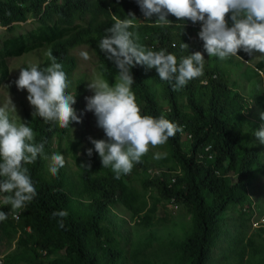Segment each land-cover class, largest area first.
<instances>
[{
  "label": "trees",
  "instance_id": "trees-1",
  "mask_svg": "<svg viewBox=\"0 0 264 264\" xmlns=\"http://www.w3.org/2000/svg\"><path fill=\"white\" fill-rule=\"evenodd\" d=\"M130 12L137 18L130 30L140 45L153 51L164 49L178 62L199 51L205 63L204 74L179 91L160 80L155 69L136 66L131 70L141 115H163L183 131L162 145L167 155L142 157L130 174L115 179L110 168H102L94 150L89 157L81 141L71 139L75 122L65 128L33 120L28 93L17 89L8 60L37 53L42 58L38 66L45 68L52 62L51 52L67 74V92L76 95L77 113L87 78L75 74L78 60L73 51L89 47L101 77L114 84L117 69L97 44L116 17ZM30 17L36 19L37 27L15 34V26ZM167 19L171 22L167 26L155 25V18L144 21L135 0H0V26L7 28L0 38V85L8 83L18 95L21 121L30 123L35 142L44 144L45 154L61 153L66 161L55 176L47 171L48 161L43 158L27 165L37 196L19 210V220L13 218L10 205L0 206L8 214L0 222V244L7 243L2 264H206L226 233L229 206L246 209L251 177L257 168H264V151L252 142L264 113V58L246 65L251 56L242 50L237 53L241 58L208 57L203 41L195 35L199 22L180 21L171 14ZM226 19L231 26L230 18ZM239 82L245 91L241 92ZM150 169L158 175L142 180L144 190L133 186L134 176ZM149 190L157 196L148 197ZM162 200L186 207L190 220L161 225L157 214ZM118 205L131 222L124 233L111 220ZM59 210L68 213L63 228L51 216ZM260 231L264 233V228ZM233 244L236 264H264L263 237L245 240L239 236ZM163 250L171 257L163 259L157 253ZM55 252L61 256L49 260Z\"/></svg>",
  "mask_w": 264,
  "mask_h": 264
},
{
  "label": "clouds",
  "instance_id": "clouds-1",
  "mask_svg": "<svg viewBox=\"0 0 264 264\" xmlns=\"http://www.w3.org/2000/svg\"><path fill=\"white\" fill-rule=\"evenodd\" d=\"M144 21H153L157 26H167L171 22L169 14L180 21L200 23L198 38L203 41V49L208 57L226 60L238 57L239 51L249 56L259 53L264 57V0H135ZM230 14V16H229ZM231 20L229 26L228 19ZM137 20L134 13L124 18L116 17L111 27L97 44L108 61H111L117 75L114 84L100 79L88 82L92 95L85 97V111L94 115L97 128L104 133V139L89 142L93 148L87 149L92 156L98 154L102 168H110L115 179L130 174L134 164L151 148L164 145L183 129L166 119L141 115L132 91L135 80L132 69L136 66L155 69L162 81H167L174 91L184 88L190 81L204 74V55L197 51L186 57H177L166 50L153 51L140 45L135 33L130 29ZM183 48L188 45L182 43ZM51 63L45 68L31 66L21 68L14 82L18 90H26L27 101L33 108V120L40 118L55 122L60 127L71 123H81L73 105L76 95L67 92L70 86L63 65L56 62L51 52ZM85 59L88 53L81 54ZM16 112L11 102L0 106V197L5 205H10L19 219V210L26 208L37 196L27 165L38 158L48 161L47 171L55 176L66 164L61 153L47 155L44 144L35 142V133L30 123H17L9 113ZM264 121V113H260ZM253 136L264 144V124L253 132ZM154 158L159 159V154ZM68 213L64 210L51 213L61 228ZM8 219V214L0 211V222Z\"/></svg>",
  "mask_w": 264,
  "mask_h": 264
},
{
  "label": "rangeland",
  "instance_id": "rangeland-1",
  "mask_svg": "<svg viewBox=\"0 0 264 264\" xmlns=\"http://www.w3.org/2000/svg\"><path fill=\"white\" fill-rule=\"evenodd\" d=\"M37 27L36 19L34 17H30L26 23H21L15 26V34H26ZM200 31V27L196 30L195 35L198 36V32ZM7 33V28H3L0 26V38ZM0 47H1V39H0ZM87 52L88 58L85 59L81 54ZM76 59L78 60V66L75 70V74H83L86 75L87 78V90L83 94L82 99L80 101V109L77 111V115L81 119V123H75L72 128V140L81 141L84 149L93 148V145L89 142V137L93 139H104V133L101 129L97 128L95 117L92 113L86 112V101L85 97L92 95V93L88 90V82H91L93 79H100L105 81L98 70L97 60L94 57L89 47L83 46L79 49L73 51ZM264 57L260 56L259 53L251 56V61L247 62L246 65H255ZM42 62V58L39 54L33 53L26 55L21 58H12L8 60L9 68L11 71V77L18 79L19 70L23 68L26 64H30L32 66H38ZM239 76V74H237ZM262 79V88L264 89V71L261 73ZM238 86L242 91H245L241 82L238 83ZM18 95L12 92L9 88L8 83H4L0 85V106H4L9 104L10 100L16 107V112H10L11 119L15 120L17 123L20 122L22 118V113L19 111L20 106L18 102ZM262 113V112H261ZM259 122L264 124V121L261 119ZM260 125V127H261ZM252 142L259 146L260 149L264 151V144H260L259 140L254 136L252 137ZM159 154L161 156L167 155L168 150L164 146H157L155 148H151L147 154L143 157L149 159H155V155ZM151 155V156H150ZM158 175V173L149 174L142 173L141 175L134 176L133 186H135L139 190H144L143 179H147V177L154 175ZM142 181V182H141ZM249 199L247 201L246 209L241 208L239 205H230L226 212V227H225V235L221 239L220 243L217 247L213 248L209 253V258L206 264H236L235 260V252L234 244L235 238L239 236H245V240L250 236H260L264 238V233L260 231V229L264 228V168H257L255 173L251 177V184L247 190ZM157 196L155 191L149 190L148 197ZM3 200L0 198V206H2ZM159 210L157 214V218L162 221L161 225H169L170 227L173 223L177 222H187L190 220V214L186 207L181 204H178L174 201L162 200L159 204ZM123 207L118 205V207L111 212V220L115 222L117 226H121V231L124 233L125 230L131 225L129 221V214L122 212ZM125 219V223H122V220ZM122 245H127L126 241H121ZM7 253V243L3 241L0 244V257H4ZM157 253L161 255L163 259L171 257V253L167 250H163ZM61 256L60 252H55L49 255V260L56 259Z\"/></svg>",
  "mask_w": 264,
  "mask_h": 264
},
{
  "label": "built area",
  "instance_id": "built-area-1",
  "mask_svg": "<svg viewBox=\"0 0 264 264\" xmlns=\"http://www.w3.org/2000/svg\"><path fill=\"white\" fill-rule=\"evenodd\" d=\"M148 173L149 174H152L153 175V173L155 174V172L152 170V169H150L149 171H148ZM13 218L15 219V220H19L20 219V212H19V219H16L15 218V214L13 215ZM3 263V257H0V264H2Z\"/></svg>",
  "mask_w": 264,
  "mask_h": 264
}]
</instances>
